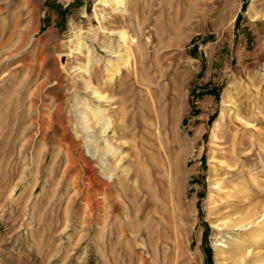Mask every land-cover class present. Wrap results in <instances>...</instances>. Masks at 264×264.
Here are the masks:
<instances>
[{
	"label": "rangeland",
	"instance_id": "1",
	"mask_svg": "<svg viewBox=\"0 0 264 264\" xmlns=\"http://www.w3.org/2000/svg\"><path fill=\"white\" fill-rule=\"evenodd\" d=\"M124 1L0 0V264L264 259V0Z\"/></svg>",
	"mask_w": 264,
	"mask_h": 264
},
{
	"label": "bare ground",
	"instance_id": "2",
	"mask_svg": "<svg viewBox=\"0 0 264 264\" xmlns=\"http://www.w3.org/2000/svg\"><path fill=\"white\" fill-rule=\"evenodd\" d=\"M102 1H105V0H102ZM112 2L115 5L113 9L116 10V11H117V9H119V11L120 10L125 11L126 8H127L126 7V3H125L124 0H116V2H115V0H112ZM79 47L80 48L82 47L83 50L86 52V54H94L93 48L90 45L86 44V43L84 45L81 44V43H79ZM76 52L78 53L80 51H76ZM74 70L77 73H80L81 72L83 74L80 78H81V81L85 84V88L88 89V90H91L94 93V95L98 99H100L102 97V95L98 92L97 88L91 84V82L89 80V77H86L85 76V74L86 75L89 74L88 69L87 68H84L83 70H80V67H77ZM77 108H81V107L80 106L79 107L77 106ZM76 117H77V120L79 121V123L81 124V129H82V132L84 133V136L86 138V141H87L86 146H87L89 152L91 153L92 156L97 157V159L99 161V164L101 165L100 169L104 172L106 179L107 180L112 179V177L114 175V169H115L116 163L115 164L110 163L111 161L110 162L108 161V159L106 157V153L104 152V149H102L99 146H97L98 145L97 144V138L95 136V133L93 132L92 126L90 125V119H89L88 115L82 109H79V110L77 109ZM215 124H217V123H215ZM103 128H104L103 132H105V130L107 128V124L106 123L103 126ZM93 145H95V146H93ZM113 153H114V151L112 150V152H110V154H113ZM238 182H239L238 185L234 184L236 186L234 196L236 198H238V199H242L243 196L246 194V191H247V190L244 189V188H246L245 187L246 185H244L245 182H246L244 176H240L239 179H238ZM232 191L234 193V190H232ZM227 196H230V195L227 194ZM228 199H230V198H228ZM244 218H243V220H244ZM243 220L241 219V221H238V223H233V224L231 223V224L233 225V227H235V226L236 227L237 226H245L247 223H246V221L244 222ZM260 229H258V230H260ZM245 243H246V238L245 239L243 238V239L239 240V242L236 245H237L238 248L241 249L245 245ZM245 254H247V252H245L244 255ZM233 255H234L233 259L235 257L240 258V259H241V257H243V256H241V257L237 256L238 255L237 253L236 254H233ZM220 256H221L220 255V250L219 251H215L214 250V259L217 260V258H220ZM255 256L250 260V262H251L250 264H264V259H262L263 258L262 257L263 255L259 254L257 257H255ZM228 258H231L232 259V256L229 255ZM214 263H216V262L214 261Z\"/></svg>",
	"mask_w": 264,
	"mask_h": 264
}]
</instances>
